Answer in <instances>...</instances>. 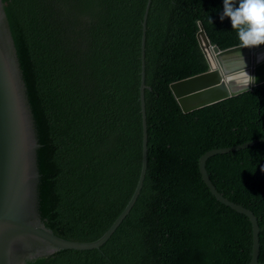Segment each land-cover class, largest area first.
Returning a JSON list of instances; mask_svg holds the SVG:
<instances>
[{"label":"trees","instance_id":"obj_1","mask_svg":"<svg viewBox=\"0 0 264 264\" xmlns=\"http://www.w3.org/2000/svg\"><path fill=\"white\" fill-rule=\"evenodd\" d=\"M23 3L39 98L62 162L65 233L80 240L106 233L137 188L145 36L146 177L100 250L111 264H249L252 222L216 199L199 161L264 137V84L190 113L171 89L210 70L201 27L220 50L239 45L231 19H220L224 0ZM206 168L220 194L257 217L264 263V142L213 156ZM47 264L109 263L100 252L73 250Z\"/></svg>","mask_w":264,"mask_h":264},{"label":"water","instance_id":"obj_2","mask_svg":"<svg viewBox=\"0 0 264 264\" xmlns=\"http://www.w3.org/2000/svg\"><path fill=\"white\" fill-rule=\"evenodd\" d=\"M198 39L210 70L171 85L184 113L239 96L264 84V59H259L264 55V46L220 50L211 45L203 27ZM208 48L213 59H210ZM240 53L245 58L246 69ZM142 60L144 154L137 188L106 233L87 240L72 238L65 233L61 219L62 200L57 193V178L62 162L39 98L24 3L23 0H0V264H47L50 259L73 250L100 252L111 264L100 249L134 207L146 177L145 36ZM245 72L256 78L255 83H245ZM262 142L264 137L231 148L211 150L199 161L202 178L216 199L252 222L253 252L249 264H264L259 261L261 230L258 219L252 211L219 193L206 164L213 156L239 152Z\"/></svg>","mask_w":264,"mask_h":264},{"label":"clouds","instance_id":"obj_3","mask_svg":"<svg viewBox=\"0 0 264 264\" xmlns=\"http://www.w3.org/2000/svg\"><path fill=\"white\" fill-rule=\"evenodd\" d=\"M226 17L231 19L232 28L238 34L239 48L264 45V0H224L220 19L224 20ZM240 58L246 69V61L241 53ZM259 59H264V55ZM245 75L247 85L255 83L254 76L247 72Z\"/></svg>","mask_w":264,"mask_h":264},{"label":"bare ground","instance_id":"obj_4","mask_svg":"<svg viewBox=\"0 0 264 264\" xmlns=\"http://www.w3.org/2000/svg\"><path fill=\"white\" fill-rule=\"evenodd\" d=\"M204 43H205V41H204ZM208 50H209V48H208ZM209 56H210V59H213V55H212V53L210 52V50H209ZM215 64V63H214ZM213 64V65H214Z\"/></svg>","mask_w":264,"mask_h":264}]
</instances>
